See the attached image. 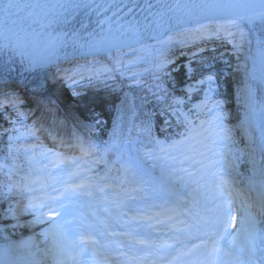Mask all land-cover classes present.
I'll use <instances>...</instances> for the list:
<instances>
[{"label": "snow or ice", "instance_id": "snow-or-ice-1", "mask_svg": "<svg viewBox=\"0 0 264 264\" xmlns=\"http://www.w3.org/2000/svg\"><path fill=\"white\" fill-rule=\"evenodd\" d=\"M19 4L15 0H0V14L5 17L12 15V9L18 8ZM53 12V15L61 22H68L72 17L78 12L82 13H94L96 16L101 17L98 21L99 24L103 25L105 23L111 26L114 18L120 20L123 17L132 15L133 17L139 12L144 15V19L147 20L148 17H152V21L157 23H163L165 18L168 17V13L175 14L176 12H183L186 15H200L209 16L219 13L229 12V10L234 8H245L252 10L251 15H237L236 19H232L230 24L232 27L237 29V32L229 30L227 27H217L212 33L213 35L219 36L221 30H223L228 37H233L229 40V43H233V46L239 49V45L235 44L234 38L237 33L243 39V32L239 30L238 20H247L252 23L254 20L258 19L264 24V0H253L252 3L238 4L231 3L229 0H50V2L45 5ZM170 18V17H168ZM128 27L125 30L135 31L133 22H127ZM118 28H123V25H117ZM204 31H209L204 29ZM98 44H104L105 41L101 40L97 42ZM261 45V52L264 53V41L258 42ZM119 63V61H117ZM112 71V69H109ZM212 76L205 77V80L211 82ZM205 80H201L199 83L203 84ZM176 103H183V101L177 100ZM17 100L5 97L4 100H0V109H3L6 105H10L15 108ZM199 108H207L208 112H216L219 109V102H215L212 108H208V100L206 99L200 105L196 106ZM18 118H26L24 113L17 111ZM216 121H219L217 127H219L220 133L224 140L230 139V130L223 126L224 116L217 113L214 117ZM185 121L188 118L185 117ZM22 123L21 120H11L14 126L18 123ZM188 123H191L188 121ZM204 121H201L203 124ZM15 127L12 129H6L5 131H15ZM29 135L39 140L40 137L37 133L40 131L36 128H31L26 130ZM190 132V129H189ZM189 136H183L181 140H174L171 144L164 145L161 141H155L159 152L167 156L170 160L175 161L176 157L170 154V149H175L179 145L184 143V140L188 139ZM12 137L9 136L11 141ZM19 139V137H17ZM49 139L53 141V147L44 145L41 141L38 145H33V147H41V155L44 157H54L55 159L50 160L54 168L59 171L65 172L68 179L63 183L62 187H52L51 193L45 192V196L42 200L34 201L29 199L27 203H22L16 201L15 206L9 204V206L4 210V217H10L12 220H16L19 223V218L24 214H31L33 219L28 222L26 226L31 227L39 224L47 223L49 227L44 231L39 233V235L45 236L47 238L49 233L63 236L64 238H73L75 255L72 256V264H87L86 259H80L88 257L94 254L93 249L100 244V241L93 237L92 233L96 232V229L92 224H86L83 220L79 219L78 210L72 207L76 200L83 196H92L93 191L103 192L105 188L113 186H123L125 184L135 183V187L132 189L133 193H146L144 188V182L142 180H137V172L132 162L129 161L127 166L123 169H117L118 175L111 176L109 168L104 175L98 176L95 183L86 177L85 173L91 172L90 167L82 166V161L85 156H90L93 154L92 148L94 146L86 147L83 142L66 144L63 139H60L51 133L49 134ZM57 140L59 143L57 144ZM71 147L78 149L81 156L72 157L69 159L61 151H57V147ZM109 146L105 147V153L109 151ZM9 151L11 152V145H9ZM146 156L151 157L156 160H162L163 156H158L155 154V150L146 153ZM102 157L96 158L92 161L94 164L100 163ZM119 159V157H118ZM115 163V162H114ZM181 164L184 161H180ZM195 163V161L193 162ZM183 172L189 176L191 173L187 172V169L181 167L180 169L173 168V172ZM177 180L181 183L183 182L182 176H177ZM103 184V187L100 185ZM220 187L222 188L221 200L219 203H215L213 208L208 209V212H213L217 214L216 224L221 225V231L227 233L228 225L231 223L233 227H236L237 218L232 216L231 213L234 210L235 198L233 192L229 189L228 180L226 178L221 179ZM9 193L12 191L11 186H8ZM195 191V190H193ZM176 199L171 202V206L163 208V211L156 212L155 217L151 215H145L143 217H137L132 215L131 219L128 220L129 230L126 232L113 233L105 231L103 233H98L106 236L119 235L123 239L119 242L123 246L124 242L128 245H139L142 248L154 249L155 256L157 258L151 259L154 255L153 252H149L147 257L141 256L136 257V264H216L215 258L219 257L221 248L217 239L212 238L211 235L204 233L208 238L200 239V237L194 235H188V243L184 244V241L175 239L172 242L167 240H161L156 242L154 240H149L147 238H138L137 228L134 227L136 221L146 220L152 221L155 219L156 224H164L165 221L159 219L161 215H164L168 224V232H187L191 233L193 229L199 230L201 227V221L192 213L187 207L181 209L182 204H187L186 196L188 193L177 192L174 194ZM7 198V197H6ZM150 197L148 194L143 196L144 200H148ZM129 199H136L135 196H130ZM199 203V201H196ZM167 205L168 202L166 201ZM160 207V206H156ZM250 207V206H249ZM126 215V214H125ZM261 215H264V198H261ZM185 217V219H180L179 217ZM171 222H175V227ZM259 221L254 218H246L241 216L239 218V225L241 230L244 229L245 225L248 224L252 229L255 228V224ZM207 224V221L203 222ZM17 225H13L15 227ZM149 228H153L151 223L148 224ZM78 229H84L83 231H77ZM91 230V231H89ZM219 234V233H218ZM7 239V237H4ZM223 239V236H220ZM234 238V237H233ZM200 239V243H192ZM115 243V242H114ZM184 245L183 248L180 245ZM28 246L27 242L21 241L19 244H14L9 242L8 244L0 247V264H14L15 259L19 257H13V253L21 248ZM259 252V255H257ZM118 255L127 256V252H118ZM192 256H199V259H189ZM110 264H121L120 261H115L111 257H107ZM252 261H259V264H264V240L261 241L259 249L256 248L255 243L249 249L248 255L245 260L240 261L239 264H250ZM55 264H63L62 261L57 260Z\"/></svg>", "mask_w": 264, "mask_h": 264}, {"label": "trees", "instance_id": "trees-1", "mask_svg": "<svg viewBox=\"0 0 264 264\" xmlns=\"http://www.w3.org/2000/svg\"><path fill=\"white\" fill-rule=\"evenodd\" d=\"M205 61L203 63L193 61L191 63L193 67L191 75L193 73L200 75L204 72L205 67H208L209 71L214 70L216 76L222 81L221 86L226 90L228 104L224 106V109L226 110L231 106L235 107L236 103L233 102L232 97H234L233 93L241 81L240 74L233 69L231 63L229 65L221 63L223 66L217 68L212 66V64L218 63L217 61ZM175 66L176 63L174 62L166 67L157 83L148 81L142 83L139 87L128 86L120 81L109 80L104 86L101 82H97V86L94 88L90 87L84 91L75 92V96H72L65 88H61L59 93L60 100L68 108L69 114L81 125L92 123L95 127L108 128L112 117L118 112L120 105L129 109L132 103L138 107L143 115V119L149 121L150 119H154L153 112L149 109L152 106L161 107L164 102L162 90L159 91V89L162 86L168 88L169 95L167 98L181 96L183 92L180 90L191 79V75L185 74L182 66L176 69L174 68ZM167 98L165 99L167 100ZM228 120H231V118L229 117ZM95 122L98 123L95 124ZM1 212L2 210L0 209ZM0 218H4L3 213L0 214Z\"/></svg>", "mask_w": 264, "mask_h": 264}, {"label": "rangeland", "instance_id": "rangeland-1", "mask_svg": "<svg viewBox=\"0 0 264 264\" xmlns=\"http://www.w3.org/2000/svg\"><path fill=\"white\" fill-rule=\"evenodd\" d=\"M240 24H242V23L238 24L239 30L243 32V30L240 27ZM225 27L229 28V30H231L233 32H237V29L235 27H232L231 25H226ZM243 34H244V32H243ZM225 35H226V33H225ZM181 37H183V36H181ZM226 37H228V36L226 35ZM174 40H170L168 42H165L163 46L157 47L155 50L151 49L148 52L139 53V52L127 51L126 53L116 54V55H114L108 59H103V60H101V59H90V60L83 61V63H81V64L72 62V63H70V65L74 66V68H73L74 70H81V73H83L84 70L86 72H89V73L91 72V74H93V72L111 73L112 71H119L120 73H122V75H125L128 78L137 79L141 76L140 70L148 69L150 66H145L144 68L139 67L141 69H137L136 66H138L140 63L148 60L149 57L153 55V53L160 54V53L164 52L162 49L165 48L169 43H171ZM234 42H235V44L239 45V49L237 50V48L233 46V43H231L233 46L232 51H233L234 55L237 57L239 56L236 67L240 68L243 66V68H246V66H247V64L245 62L246 43H245L244 35H243V39H241L240 35L237 33L236 38H234ZM117 61H119V63H117ZM109 69H112V71H109ZM59 71H60V68L56 69L54 72L50 73V75L47 78L48 88H50L54 94L58 91L59 83H57L56 80H57V77L59 75ZM252 95H253V88L251 85L247 84V85H243L241 87V96H243L245 99L247 98L246 100H248V103H250ZM197 105H200V104L198 103ZM214 123H215V120L213 119L211 124H214ZM210 128H213V132H210ZM219 131L220 130L218 129V127L214 126V125H211L209 127H201L200 126V128H199L200 137L198 138V140L196 142H197V145H203L204 144L206 146V149L205 150H201V149L198 150L196 157H198L199 159H207L212 155L211 152L214 151L217 154L221 153L220 156L222 158V155H224L223 140H222V135ZM247 138H248L247 145L251 147L253 145V141H252V139H250V136H247ZM207 139H208V141H207ZM32 154H33V152H32ZM32 154L29 153L28 158L31 160H34L35 162H38L39 164H41L40 159L36 158ZM187 161H189V159ZM254 164L258 167V158L257 157H254ZM224 166H225V164H224ZM43 168L47 169L48 166H42V169ZM173 168L178 170L181 167L176 165ZM173 168L171 170L172 172H173ZM183 168L187 169V172L191 173V176H189L183 172L177 171V172H173L176 179H177V176L186 175L188 182H195L199 178L204 179L203 183H205V181H210V179H207L208 176L205 175V173H206L205 168L199 167V164L193 165L192 161H190V162L186 163V165ZM42 169L40 168L39 171H41ZM258 175L259 174H257V176ZM205 179H207V180H205ZM256 179H257V177H256ZM203 183L200 184V187L203 185ZM95 194L97 196L100 195L99 191H95ZM105 194H106V190H104V192H103L104 197H105ZM88 197L90 200L93 199V197H91V196H88ZM108 198H111L114 202H116L117 201L116 198H118V197L116 196V197H108ZM104 212H106V210H102V209L98 210V211H96V215L99 217L104 216V214H105ZM32 219H33L32 216H27L26 214H24V215L20 216L19 221H20V223L28 224V222L31 221ZM44 229H45L44 227H41V226L37 227L36 226V228L33 229L32 234H31V236L33 237V240H36L37 243L41 242L42 245H43L44 241L41 240L42 235H39V233L44 232Z\"/></svg>", "mask_w": 264, "mask_h": 264}, {"label": "bare ground", "instance_id": "bare-ground-1", "mask_svg": "<svg viewBox=\"0 0 264 264\" xmlns=\"http://www.w3.org/2000/svg\"><path fill=\"white\" fill-rule=\"evenodd\" d=\"M252 12V11H251ZM251 12H249L248 14L251 15ZM247 14V15H248ZM255 21V20H254ZM261 23H250V24H245L244 25V29H246L247 31L252 32L253 28H256V34H257V30L258 27L260 26ZM172 34L176 35L177 33H174L173 31H170L168 33H166L164 36L157 38L156 40H147L141 44L132 46L131 48H124V49H119L117 50L118 52H122V51H135V52H146L149 51L151 49L156 48L157 46H159L160 44H162L166 39L170 38L172 36ZM254 41V36L252 35V44ZM129 49V50H128ZM116 51L111 52L110 54H114ZM109 55V54H107ZM252 58H253V54L251 53V55L249 56L250 61L252 62ZM251 64V63H250ZM53 67H55V63L50 64L49 66H46L45 69L42 70V75L41 78L43 80H47L48 75L52 72ZM246 76L248 79L250 80H254V72H253V66L251 65V68L247 70L246 72ZM243 121L245 123V125L248 128H251L253 131V134L256 136V142H255V149L258 151L259 156L262 160V165H261V174L258 176L257 180L259 182H262L264 184V134L258 132L256 130V119H255V114L252 111L247 112L246 114H244L243 116ZM56 170V174L57 177H53L51 175H48L45 178L46 182H52L54 184H56L59 181V177L61 176L60 171ZM244 235H241L238 237L239 241L242 240ZM247 236V235H246Z\"/></svg>", "mask_w": 264, "mask_h": 264}]
</instances>
